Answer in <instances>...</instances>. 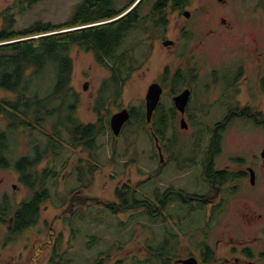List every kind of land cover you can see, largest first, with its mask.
I'll return each instance as SVG.
<instances>
[{
	"label": "flooded vegetation",
	"instance_id": "1",
	"mask_svg": "<svg viewBox=\"0 0 264 264\" xmlns=\"http://www.w3.org/2000/svg\"><path fill=\"white\" fill-rule=\"evenodd\" d=\"M146 2L143 0V4ZM154 5L161 6L163 14L166 7H172L179 21L176 34L171 37L165 16L160 14L150 19L161 27L159 40L177 61L174 67L163 69L158 81H152L159 83L162 92L150 120L145 116V122L149 124V137L154 140L149 158L156 159L160 168L157 172H148V178L157 179L168 166H173L176 171L188 169L191 174L197 171L200 178L196 179L201 187L198 190L189 186L152 188L149 201L156 202L159 194L178 206L172 209L167 201L161 216L169 211L168 215L181 216L189 226L185 232H169L176 237L175 241L162 236L160 241L147 242L145 246L152 256L149 260L154 259L152 264H186L189 258L195 259L194 264H264V140L250 155L235 157L233 162L229 160L224 165L216 162L229 130L250 128L264 137V48L261 49L256 32L260 26L264 28V0H156ZM247 23L251 29L247 27L245 33L250 31L251 39L245 40L243 35L235 37ZM248 44L252 48L248 49ZM213 46L218 49L216 57H212ZM120 53L135 63L132 47ZM205 67L207 70L202 71ZM205 78L207 83L199 85ZM185 89L189 90V98L179 109L174 97ZM164 96L168 105L162 103ZM206 116L208 123L201 129L200 123L204 124ZM17 133L24 134L22 130ZM176 133H188V144H185L186 138ZM7 135L4 127L0 128V264L75 263H71L70 249L63 248L64 241L58 235L45 245L34 246L33 254L27 253V247L25 252L23 248L15 254L10 252L19 245L20 241L16 240L19 235L38 221L40 206L46 200L33 215L32 223L25 226L24 222L31 217L28 215L26 220L23 206L37 191L29 186L23 170V158L32 151V139L25 136V153L12 155ZM231 163L234 169L228 167ZM35 171H39L38 166ZM23 189L26 193L19 196ZM236 194H243L247 199L235 208L234 218L223 221ZM216 228L219 233L215 237ZM45 251L47 256H41Z\"/></svg>",
	"mask_w": 264,
	"mask_h": 264
},
{
	"label": "rangeland",
	"instance_id": "2",
	"mask_svg": "<svg viewBox=\"0 0 264 264\" xmlns=\"http://www.w3.org/2000/svg\"><path fill=\"white\" fill-rule=\"evenodd\" d=\"M79 1L36 0L28 6L27 0H0V27L4 16L9 13L13 18L12 23L19 28L28 26L35 20L61 22L70 15L74 5ZM126 1L117 0L118 6H122ZM155 2L156 0H147L141 6L140 17L144 19L123 37L117 54H121L120 52L125 49L129 51L132 47L136 53L135 63L132 62L133 70L129 74L125 73L126 79L120 85V92L116 95L110 94L99 109V113L94 108L98 89L105 80L107 82L111 70L94 50L77 44L72 46L70 51L73 63L71 85L80 93L76 115L81 122L98 123L104 130L96 136L97 145L92 153L85 148L84 150L80 147L74 148L69 144L63 155L50 163L51 177L46 181L50 197L40 206L38 221L26 228L16 239L20 242L10 251L12 254L22 248L25 252L26 247L29 249L27 253L33 254L34 246L45 245L58 235L64 241L63 248L70 249L71 260L73 259L71 263L74 261L78 264L99 262L152 264L154 259L149 260L152 256L149 253L150 250L146 248L147 245L145 246L147 242L160 241L162 236L165 240L175 241L176 237L169 232L177 233L180 230L185 232L188 229L189 225L182 221L181 216L168 215L169 211L166 212V216L155 219L154 216L140 210L113 213L108 209L109 205H106L116 201L115 190L124 184L137 188L136 197L147 200L152 199L151 190L155 186L158 190H163L165 187L175 189L181 186L198 190L196 188L201 187L197 182L200 178L197 171L193 170V174L188 169L176 171L173 166H168L161 175L156 177L157 179H149L148 172H157L160 168L156 159L149 158L154 147V140L148 134L149 124L141 121L142 119L137 120L131 117L123 126L121 133L115 135L109 123L112 114L122 108L131 110L133 108L135 112L142 113L145 109L144 100L148 85L161 78L164 68H172L176 64L177 58L167 52L159 40L162 34L161 27L157 22L150 20L159 17L157 11L153 9ZM124 13L125 11L122 14ZM176 14L177 11L172 7L165 8L164 16L167 19L166 22H169L168 35L171 37L175 36V26L179 21ZM247 27L251 29V25L247 23L236 32L235 37L243 35L245 40L251 39V32L245 33ZM256 32L262 49L264 48V28L260 26ZM249 48H252L250 44H248ZM211 52H214L212 57L218 55V49H214V46ZM127 58L129 59V56ZM199 62L202 64L201 61ZM206 70V67L202 69V71ZM247 72H250V68ZM85 81L88 82V87L83 89L82 85ZM204 83H207L206 78L202 79L199 85ZM166 89L170 90L168 87ZM164 92L167 93L166 90ZM3 95L11 96L9 92L0 89V97ZM162 103L168 105L166 96ZM206 118L208 116L205 117L204 124L199 122V128H205L204 125L208 123ZM0 126V128L4 127L1 120ZM35 134L38 137L37 133ZM18 136L17 145L11 147L12 155L25 153L26 137L23 133ZM180 136L186 138L185 144H188L189 134L181 133ZM262 140H264L262 134L251 131L250 128L239 131L231 129L225 134L223 150L217 156L216 162L224 165L229 160L233 162L235 157L250 155ZM45 164L44 161L41 162L38 170L40 171ZM228 167L234 169V163ZM186 170L190 172L184 174ZM4 171L7 173L6 170ZM190 175L194 177L193 180L185 179ZM24 192L26 193V190L23 189L18 195ZM73 194L77 198L71 200ZM246 197L243 194H236L230 200L223 221L234 218L235 208L241 207L240 204L247 199ZM168 207L178 208L175 202H169ZM170 208L168 209L172 210ZM195 214L198 215V213ZM187 219L189 220L188 217ZM218 233L219 230L216 228L213 234L216 237ZM47 252L45 251L41 256H47Z\"/></svg>",
	"mask_w": 264,
	"mask_h": 264
},
{
	"label": "trees",
	"instance_id": "3",
	"mask_svg": "<svg viewBox=\"0 0 264 264\" xmlns=\"http://www.w3.org/2000/svg\"><path fill=\"white\" fill-rule=\"evenodd\" d=\"M27 1L31 6L36 0ZM134 3L135 0H127L118 6L117 0H80L61 22L35 20L21 28L12 23L10 13L4 16L0 27V89L11 96L0 97V120L8 132L9 147L17 145L19 130L32 139L33 146L23 158L24 175L29 186L37 190L23 206L26 220L28 215L31 217L25 226L32 223L40 204L49 198L46 181L51 177L50 163L62 156L69 144L92 153L96 136L104 130L98 123L81 122L76 115L80 93L71 85V48L77 44L94 50L111 70L108 84L105 80L98 89L95 109L99 111L110 94L120 92L125 73L133 70L132 58L118 55L117 49L125 34L141 19L143 0ZM153 9L164 16L161 6ZM131 117L144 122L145 110L137 113L132 108ZM43 161L44 167L35 171ZM136 192L137 188L127 184L116 188V201L106 204L108 209L113 213L140 210L155 219L163 217L161 210L169 199L156 194V202H151L136 197ZM74 198L77 197L73 194L71 200Z\"/></svg>",
	"mask_w": 264,
	"mask_h": 264
},
{
	"label": "water",
	"instance_id": "4",
	"mask_svg": "<svg viewBox=\"0 0 264 264\" xmlns=\"http://www.w3.org/2000/svg\"><path fill=\"white\" fill-rule=\"evenodd\" d=\"M83 89L88 87V82L85 81L82 85ZM162 92V87L157 82H152L148 85L146 94H145V116L146 120H150L154 108L159 102L160 95ZM189 98V90L185 89L182 93L174 97L176 106L179 109H182ZM130 118V111L128 108H122L121 110L115 112L110 117V127L112 132L117 135L121 131L124 123H126ZM181 125L184 127V121H181ZM196 263L195 259H187L186 264Z\"/></svg>",
	"mask_w": 264,
	"mask_h": 264
}]
</instances>
